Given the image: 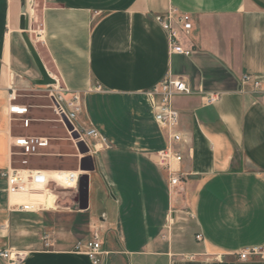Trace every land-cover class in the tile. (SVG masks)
I'll return each instance as SVG.
<instances>
[{"label":"crops","instance_id":"crops-1","mask_svg":"<svg viewBox=\"0 0 264 264\" xmlns=\"http://www.w3.org/2000/svg\"><path fill=\"white\" fill-rule=\"evenodd\" d=\"M31 1L0 0V248L18 253L19 264H92L74 246L97 231L108 253L103 264H264L259 256L238 257L245 249L264 252V0L34 3L39 27L29 24L27 35L44 67L59 86L80 95L85 124H95L110 143L92 155L88 208L79 212L88 236L46 248L34 240L28 248L16 245L13 226L17 218L55 207L49 184L65 170L29 166L49 181L27 193L9 194L2 177L17 151L11 119H22L8 109L26 107L31 125L30 108L40 107L17 98L46 87L32 83L40 75L19 29L23 6L36 10ZM170 7L191 17L192 29L180 34L189 56L169 53L166 34L153 20ZM168 74L191 91L173 102L182 161L172 169L184 177L172 189L151 157L166 146L167 133L142 94ZM212 94L218 99L207 104ZM81 158L78 153L76 170ZM47 196L53 204H46ZM24 204L34 210L19 211ZM185 205L193 220L182 225L176 214ZM0 264L7 262L0 257Z\"/></svg>","mask_w":264,"mask_h":264},{"label":"built area","instance_id":"built-area-1","mask_svg":"<svg viewBox=\"0 0 264 264\" xmlns=\"http://www.w3.org/2000/svg\"><path fill=\"white\" fill-rule=\"evenodd\" d=\"M153 20L165 32L167 37L168 50L171 54L189 56L192 53L191 48H185L181 42L180 34L188 33L192 29V20L189 14L178 12L175 8H168L162 14L153 16ZM244 80H249L244 77ZM55 81V80H54ZM254 88H260V82L252 81ZM49 89L48 97L51 102L53 112L57 115L58 121L71 136L73 133L78 134L76 140L72 139L74 146L81 142L88 148V155H92L106 145L98 127L93 123L83 126L78 122V115L82 110V99L79 94L69 93L66 89L57 84L47 86ZM191 91L184 80L174 77L170 74L154 85L150 90L143 92V96L151 110L153 120L160 130L167 133L166 146L155 152L153 160L161 169L167 173L168 186L172 189L178 187L184 175L172 169L173 164H180L182 156L176 148L182 141L181 134L177 131L179 122V113L174 108L173 102L175 97L188 95ZM9 99L15 102V95L10 94ZM207 104H212L218 99L215 94L205 97ZM9 114L19 115L22 117V126L28 128L30 119L25 116L28 114L26 107L12 104L8 109ZM65 122L72 127L69 132ZM72 138V137H71ZM12 147L17 151H12L13 156L18 157V165L10 167L2 174L7 184L9 194L27 193L29 191L39 190L48 183V178L39 170L29 167L30 159L43 155L44 149L49 147V139L40 136H16L13 137ZM80 158L82 155H80ZM60 177L56 180L66 187L76 190L78 181L83 174L79 169L76 171H57ZM21 212H32L34 207L30 204L21 205L18 208ZM200 240V236H196ZM46 246L49 244L46 242ZM74 250L84 253L92 264H103L107 252L103 250L102 241L97 231H94L91 238L83 243H77ZM248 256H259L264 258V252L259 248L245 249L238 254L240 260H246ZM0 257L6 260L7 264H19V255L12 250L1 249Z\"/></svg>","mask_w":264,"mask_h":264},{"label":"rangeland","instance_id":"rangeland-1","mask_svg":"<svg viewBox=\"0 0 264 264\" xmlns=\"http://www.w3.org/2000/svg\"><path fill=\"white\" fill-rule=\"evenodd\" d=\"M42 0H32L31 9L36 8L35 12L27 11L25 8L28 23L35 30L38 29V5L35 7V2ZM24 8V6H23ZM22 8V9H23ZM22 11V10H21ZM34 37V35H33ZM39 93L22 92L17 98L18 103L28 106L37 105L40 109L30 108L28 117L34 119L28 129L22 127V119L14 116L11 119L12 134L19 136H40L49 139V147L43 152L47 155L36 156L29 162V166L47 170H65L73 171L77 169L78 151L74 147L71 136L67 133L63 125L58 121L57 115L53 112L51 102L48 97L49 89L44 87ZM78 122L85 126L87 120L83 117V112L78 115ZM109 142L103 145L98 151L108 148ZM155 153L151 154L153 159ZM18 157L14 156V165H18ZM49 189L56 194L55 207L48 211H42L39 214H33L29 218H17L14 222V228L19 232H14L13 242L26 248L29 247L30 241H37L46 248V242H50L49 247L54 245L66 244L71 239L81 241L85 239L89 232L86 226V219L74 202L75 193L71 188L62 185L61 183L52 181L49 184ZM52 198L51 196H47ZM53 200V199H52ZM186 206V205H185ZM179 222L182 225H187L193 220L192 213L187 205L182 210L178 211ZM32 233H25V231ZM21 248V249H26ZM20 248H17V250Z\"/></svg>","mask_w":264,"mask_h":264},{"label":"water","instance_id":"water-1","mask_svg":"<svg viewBox=\"0 0 264 264\" xmlns=\"http://www.w3.org/2000/svg\"><path fill=\"white\" fill-rule=\"evenodd\" d=\"M19 29L22 31V38L40 75V78L38 80L32 81V83L38 86L53 85L55 83L54 79L48 74L35 47L27 35V32L29 31V23L25 8H23L21 12ZM65 126L69 132L72 131V127L68 123L65 122ZM71 137L72 139L76 140L78 138V134L73 133ZM76 148L78 153L82 155L79 163V170L83 172V174L80 176L78 181L74 202L77 204L80 211H85L88 208V173L94 171V165L92 157L88 155V148L83 143H77Z\"/></svg>","mask_w":264,"mask_h":264},{"label":"bare ground","instance_id":"bare-ground-1","mask_svg":"<svg viewBox=\"0 0 264 264\" xmlns=\"http://www.w3.org/2000/svg\"><path fill=\"white\" fill-rule=\"evenodd\" d=\"M45 200H46V204H53L52 202H53V200H52V198H50V197H46L45 198Z\"/></svg>","mask_w":264,"mask_h":264}]
</instances>
